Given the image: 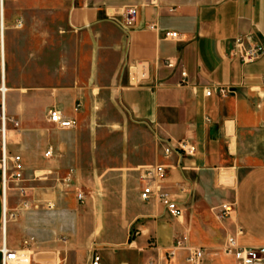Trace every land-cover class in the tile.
Returning a JSON list of instances; mask_svg holds the SVG:
<instances>
[{
  "label": "crops",
  "instance_id": "0c3cea01",
  "mask_svg": "<svg viewBox=\"0 0 264 264\" xmlns=\"http://www.w3.org/2000/svg\"><path fill=\"white\" fill-rule=\"evenodd\" d=\"M237 41L264 48V0H1L22 181L0 188V245L25 264H186L185 250L165 256L175 240L204 250L197 264H232L219 253L229 238L264 248V163H227L264 161V56L242 64ZM51 110L74 128L50 124ZM181 141L193 155L162 154ZM156 166L181 218L139 198Z\"/></svg>",
  "mask_w": 264,
  "mask_h": 264
},
{
  "label": "built area",
  "instance_id": "2783aa9c",
  "mask_svg": "<svg viewBox=\"0 0 264 264\" xmlns=\"http://www.w3.org/2000/svg\"><path fill=\"white\" fill-rule=\"evenodd\" d=\"M1 2V0H0ZM154 29L153 27H150ZM164 40H177L176 33H164ZM237 56L242 64H250L257 61L261 56H264V48L261 46H245L241 41L236 42ZM163 65L167 69H173L175 64L171 60H164ZM181 77L185 78V73H181ZM220 94L223 92L220 90ZM211 95L210 91L205 92V97ZM5 90L0 87V188L5 198V193L11 184H16L22 181V174L19 170V158L9 155L7 149V131L10 120L5 114ZM47 121L59 130H68L74 128V123L63 119L57 111L51 110L48 112ZM264 128V122H262ZM161 151L164 156L178 152L183 155L191 156L195 152L194 146L186 141L179 142L175 147L170 148L165 143H160ZM49 153H47V156ZM165 173L164 167L156 166L146 169L142 172L139 182L141 189L139 198L142 202L148 203L157 201L163 205L165 212L172 218H181L183 215L182 209L178 208L171 196L161 190ZM22 192L21 189H19ZM76 201L82 204L84 201L83 195L78 193ZM231 213V205L226 204L221 207V217H228ZM5 225V209L3 210V226ZM185 250L188 253L186 264H197L205 257L204 250L191 249L184 246L180 240H175L173 248L165 254L166 257L172 258L177 251ZM220 255L232 260V264H264V248H244L237 245L234 238L227 239L225 245L219 250ZM26 259L23 254L10 251L5 246L4 236L1 238L0 245V264H25ZM90 264H99V258L93 256ZM147 264H152L148 262Z\"/></svg>",
  "mask_w": 264,
  "mask_h": 264
},
{
  "label": "rangeland",
  "instance_id": "374dc122",
  "mask_svg": "<svg viewBox=\"0 0 264 264\" xmlns=\"http://www.w3.org/2000/svg\"><path fill=\"white\" fill-rule=\"evenodd\" d=\"M41 40H45L47 41L48 40V36L47 34H41ZM228 164L230 165H233V167H239L240 170H245L247 167H251V166H256V165H259L261 163H264V161H258V160H251V161H237V162H233V161H230V162H227Z\"/></svg>",
  "mask_w": 264,
  "mask_h": 264
}]
</instances>
